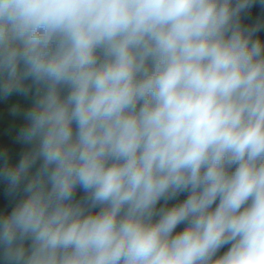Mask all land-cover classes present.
I'll return each instance as SVG.
<instances>
[{
	"label": "clouds",
	"instance_id": "obj_1",
	"mask_svg": "<svg viewBox=\"0 0 264 264\" xmlns=\"http://www.w3.org/2000/svg\"><path fill=\"white\" fill-rule=\"evenodd\" d=\"M255 3L0 0V264H264Z\"/></svg>",
	"mask_w": 264,
	"mask_h": 264
},
{
	"label": "trees",
	"instance_id": "obj_2",
	"mask_svg": "<svg viewBox=\"0 0 264 264\" xmlns=\"http://www.w3.org/2000/svg\"><path fill=\"white\" fill-rule=\"evenodd\" d=\"M248 10V9H247ZM247 10L241 15V22L244 25L256 23L255 17L247 14ZM260 13L264 14V6L259 7ZM256 36L264 39V30L259 31ZM23 98V97H22ZM24 99V98H23ZM26 100V99H25ZM0 144L8 146L9 154L14 161H18L21 154L30 147V145L18 142L17 139L11 135L0 136ZM84 195L82 190L77 191V199H80ZM188 193H181L178 195V203H181L187 198ZM15 199L7 194V186L3 180H0V211H10L14 206ZM215 207V205H213ZM98 211V209H97ZM185 225H179L176 232L183 230Z\"/></svg>",
	"mask_w": 264,
	"mask_h": 264
},
{
	"label": "rangeland",
	"instance_id": "obj_3",
	"mask_svg": "<svg viewBox=\"0 0 264 264\" xmlns=\"http://www.w3.org/2000/svg\"><path fill=\"white\" fill-rule=\"evenodd\" d=\"M14 102H19L25 106L31 103V100H25L22 97L13 96L9 98L8 101L0 100V136L11 135L17 139V135L19 133V128L24 123L23 117L21 115L13 116L11 115L10 108ZM175 204H178V196L168 201L167 206L171 207ZM164 206V201H161L157 208ZM230 246H225L220 249L217 253V256L223 255Z\"/></svg>",
	"mask_w": 264,
	"mask_h": 264
},
{
	"label": "built area",
	"instance_id": "obj_4",
	"mask_svg": "<svg viewBox=\"0 0 264 264\" xmlns=\"http://www.w3.org/2000/svg\"><path fill=\"white\" fill-rule=\"evenodd\" d=\"M259 7H261V5L257 0V3H255L251 8L247 10V14L254 16L256 22L260 21L261 23H264V14L260 13Z\"/></svg>",
	"mask_w": 264,
	"mask_h": 264
}]
</instances>
